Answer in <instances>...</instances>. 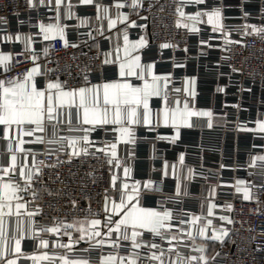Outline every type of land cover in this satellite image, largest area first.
I'll return each instance as SVG.
<instances>
[{"label": "snow or ice", "instance_id": "snow-or-ice-1", "mask_svg": "<svg viewBox=\"0 0 264 264\" xmlns=\"http://www.w3.org/2000/svg\"><path fill=\"white\" fill-rule=\"evenodd\" d=\"M253 2L255 15L248 10ZM81 5L94 7L95 17L78 16L75 9ZM20 7V0H0V13L11 8L18 26L36 29L9 32V16L0 14V44L20 45L18 51L0 49V264H216L220 253L209 255L207 241L224 243L232 232L228 225L237 223L231 215L216 214L221 207L233 210L231 203L216 202L217 190L234 188L243 201L256 205L251 215L264 216V143L252 145L261 151L248 154V178H235L232 184L221 183V172L236 171L240 165L221 162L206 176L203 164L200 171L185 166L184 153L178 164L164 161L159 180L136 179L135 146L148 139L139 137L138 129L156 132L154 141L175 144L182 129L225 127L228 114L197 109L196 77H184L183 87H173L172 72L157 73L155 61L142 60L149 39L140 34L132 40L129 30L145 32L148 24L138 21L150 17L157 29L153 39L159 40L160 30H183L158 45L161 55L172 50V67L179 69L192 59L186 37L210 26L208 39H200L197 47L198 57H206L208 49L221 52L215 68L218 78L227 76L229 84L217 85L216 91L225 93L232 77L240 75L251 84H241L239 90H258L264 104V0H239L235 5L225 0H23L27 19L20 18ZM42 8L53 15L43 13L45 19L34 21L31 13ZM232 8L240 15L225 14ZM168 16L174 18L171 25L165 22ZM253 19L259 23H251ZM73 20L76 23L64 22ZM230 20L241 23H227ZM69 30L77 34L76 42L68 39ZM234 33L240 38L233 39ZM248 38H253L251 43ZM101 39L108 41L107 50ZM257 42L261 56L251 51L245 56ZM37 44L43 46L38 49ZM68 49L76 51L69 55ZM178 50L185 54L183 60L176 58ZM253 59L259 61L257 66ZM224 65L227 74L219 71ZM154 99L158 108L152 106ZM225 107L239 111L241 105ZM161 126L174 134L160 135ZM236 130L264 140V112ZM96 133H102L99 139ZM169 176L176 180L173 193L162 187ZM197 177L218 182L194 197L190 186ZM153 196L160 197L155 206H145ZM185 198L199 201V214L184 207ZM257 235L264 236V224ZM257 250L264 248L257 245Z\"/></svg>", "mask_w": 264, "mask_h": 264}, {"label": "built area", "instance_id": "built-area-1", "mask_svg": "<svg viewBox=\"0 0 264 264\" xmlns=\"http://www.w3.org/2000/svg\"><path fill=\"white\" fill-rule=\"evenodd\" d=\"M75 2V0H74ZM226 3L238 4L239 0H225ZM20 12L22 19L28 18V13L23 7V0H20ZM248 10L256 14L257 5L255 2L248 5ZM12 9H7L4 13L9 16V32H29L36 31L34 28H29L27 24L24 26H18L17 19L15 16L11 15ZM78 16H85L92 11V8L89 6L81 5L75 9ZM127 11V9H125ZM142 14L147 15L143 12ZM46 13L47 16L53 15V13L47 12L46 9H40V12L31 13L34 21L36 18L45 19L41 14ZM226 15L237 17L240 15L238 8H232L226 10ZM132 19H137L135 15L131 17ZM174 18L168 16L165 20L169 25L172 24ZM47 22V21H46ZM65 23H76V21H64ZM139 23H147L148 28L145 32L141 33L138 29H130L129 35L130 39H138L140 34L149 35V47L143 50L142 60L144 62H156V71L157 73H173V87H183L184 77H196L202 83L206 82L208 87H210L209 93L200 94V99L198 103L201 107L210 108L217 115H222L227 113L228 124L225 127L216 128L214 130H209L206 127L192 128V129H182L180 140L173 144L167 140L154 141L156 132H149L145 129H138L137 135L139 137H148L147 140L138 141L135 146L136 159L134 161V176L136 179H147L152 177L153 179L159 180L161 177L160 169L164 164V161H168L170 164H178V158L181 153H184L185 166L194 167L197 171H200V165L203 164L204 175L211 176L207 170L212 169L216 170L221 162L229 166L240 165L236 171L230 169H225L221 172L223 184H232L235 178L246 179L248 178L247 172L244 170V165L248 159V154L251 151L253 154L260 152V149H252L253 143L262 144L264 140L253 139V133L237 131V125H244L246 122L255 121L257 119L258 112H264V104L260 103V93L258 90H255L253 94H248L246 92H241V84L244 87L250 86L251 82L245 77L240 75H234L232 77L233 83L226 89L225 93H220L216 91L217 85H226L229 84L227 76L224 78H218L217 69L215 65L221 57V52L218 49H208V55L206 57H198V43L200 39H208L210 34V26L206 27L199 35H188L186 37L187 45L189 47L188 55L192 57L186 61L187 66L185 68L173 69L171 63V57L173 56L172 50H164L161 55L159 50V43L163 42L166 39H172V33L174 32H183V30H176L173 27H170L166 32L160 30L159 40L153 39V34L156 32L154 21L150 17L147 22L138 21ZM251 23H259V21L253 19ZM227 23L229 24H240V20H230ZM123 27V26H121ZM87 28H82L80 31H87ZM240 37L237 34H233V39H239ZM68 39L70 42H76L78 37L75 32L69 30ZM181 36L177 35L176 40H180ZM253 38H248V42L251 43ZM47 43V42H45ZM91 43V41H90ZM101 46L104 50H107L109 43L107 40L101 39ZM215 43V41L213 42ZM2 48L9 50L15 48L17 51L20 48L19 44L4 45L1 44ZM43 45L37 44L36 47L39 49ZM183 44L180 45L183 48ZM57 49L61 48L59 42L55 43ZM261 47L260 43L257 42L255 48L245 50L244 55L248 56L249 52H253L256 57H260L261 53L259 48ZM76 50L68 49L67 54H71ZM87 51V49H85ZM60 55H65V51L61 49ZM184 53L182 51H176L175 56L179 60H183ZM259 61L256 59L252 60V65L257 66ZM219 71L227 74L229 68L227 65H224L219 69ZM239 81L240 83H236ZM208 97V99H206ZM205 99V100H204ZM204 103V104H203ZM239 103L241 108L239 111L232 107H225V105H234ZM153 107L158 108L159 102L157 100L152 101ZM248 127H254V124L249 123ZM157 132L163 136H171L174 134V130L170 127H159ZM102 133H96L94 138L99 139ZM153 144H155V153H153ZM155 155V159H153ZM156 169V171H153ZM186 170V169H185ZM218 181L215 177H212L208 180L197 177V179L190 186V192L192 196H200L203 189L208 185H214ZM176 180L169 176L164 180L163 191L166 193H173L175 190ZM204 195H207V192L204 191ZM160 197L153 196L146 200L145 206L154 207L155 202ZM215 200L218 204L223 205L225 203H231L233 205V210L227 212L224 208H218L215 210L217 215H231L233 216L237 223L235 225H228L232 229L230 237H227L226 242H224L220 248L215 252H219L220 256L217 257L216 264H264V250H257V245H260L261 248H264V236L257 235L261 231V225L264 224V216H253L251 215V209H254L256 205L252 202L243 201L242 193L234 194V188L221 187L217 190V195ZM86 206V203L83 205ZM95 208L96 205L93 204ZM189 211L199 214V201L191 198H185V204ZM247 221L243 226L241 222ZM253 228L255 231L249 232L248 228ZM255 237V239H252ZM66 240V238H65ZM31 251V249H27ZM215 253L213 255H215ZM93 258H97L98 254L93 253Z\"/></svg>", "mask_w": 264, "mask_h": 264}, {"label": "crops", "instance_id": "crops-1", "mask_svg": "<svg viewBox=\"0 0 264 264\" xmlns=\"http://www.w3.org/2000/svg\"><path fill=\"white\" fill-rule=\"evenodd\" d=\"M89 7L92 8V11L90 13H88L87 15L81 16V17H93V18L95 17L94 7H92V6H89ZM121 26L122 25L118 24V28H120ZM113 31H116V30H113ZM145 36L149 39V35L147 32H146ZM0 49H3L1 44H0ZM3 50H5V49H3ZM5 51H7V50H5ZM208 86H209V84L207 85L206 82L202 83L199 79L196 78V84H195L196 96L193 100V103L197 109H210V108H206V107H201L198 103V100L200 99V94L209 93L211 88ZM206 99H208V97ZM152 106H153V104H152ZM217 116H220V115H217ZM194 121L197 123H200V124H203L206 122L204 118H200L198 121L196 120V118H194ZM195 128H200V127H195ZM124 148H125V146L121 145V154L124 153ZM169 165H172V164L169 163ZM169 171L171 172V168L169 169ZM226 239H227V237L224 238V242H226ZM207 244L209 246V255H213L220 248V246L223 243H221L220 241H207ZM82 246H84V245H82ZM29 264H30V262H29Z\"/></svg>", "mask_w": 264, "mask_h": 264}]
</instances>
